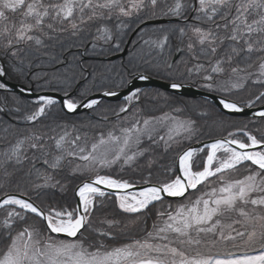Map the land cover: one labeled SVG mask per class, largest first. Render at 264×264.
I'll list each match as a JSON object with an SVG mask.
<instances>
[{
    "label": "snow or ice",
    "instance_id": "snow-or-ice-1",
    "mask_svg": "<svg viewBox=\"0 0 264 264\" xmlns=\"http://www.w3.org/2000/svg\"><path fill=\"white\" fill-rule=\"evenodd\" d=\"M10 74L34 99L0 79V264H264V0H0ZM154 77L181 95L137 86ZM185 88L221 134L202 139ZM68 180L73 202L50 203Z\"/></svg>",
    "mask_w": 264,
    "mask_h": 264
},
{
    "label": "trees",
    "instance_id": "trees-1",
    "mask_svg": "<svg viewBox=\"0 0 264 264\" xmlns=\"http://www.w3.org/2000/svg\"><path fill=\"white\" fill-rule=\"evenodd\" d=\"M172 23H174V22H172ZM169 25H170V23L164 24V26H169ZM151 26H154V25H151ZM129 35L131 37L132 33H130ZM100 45H103L102 41L100 42ZM99 52H100V46L97 47L95 52H93L91 50V47L89 46V51L85 55L86 67L88 65H91L97 69L107 68L108 70H111L113 68V66H119L123 61H127L130 58V55L133 52V46H132V44H130L129 52L124 59L123 58H117L113 61L105 60L103 58L111 57V56L116 55L118 53H112V54L108 55L107 57H104V56H99ZM89 70H91V69H89ZM31 71L33 73L43 74L46 72L51 73L54 71V69L50 65H48L47 62L41 61L37 66L33 67L31 69ZM85 75H87V73H85ZM8 77L13 79L16 82L24 84V81L14 78V74H10V75H8ZM154 79L162 80L159 77H154ZM162 81H164V80H162ZM145 89L149 90V91H160L161 93H165V94H173V93L165 92L163 90L156 89V88H145ZM11 94H15V93H11ZM4 95H6V93H4L2 90H0V97H2ZM15 95H17V94H15ZM21 98L28 101L29 103H31L33 100V99L24 98V97H21ZM182 99L189 101V102L199 101L201 103H204L205 101H207V105H206L204 111H206L209 114L208 118L201 119L199 121V123L201 125V130L205 133V136L202 137V139H208L209 136H216V135L221 134L222 130L215 126L214 119H213V117H215L217 115L219 109L211 101H209L207 99H203V98L193 99V98L182 97ZM104 102L112 104L113 106L116 103H118V102H112V101H107V100H105ZM163 107H164L163 105H160L157 108H149V111L147 114L159 115L160 110ZM0 119H4V117L0 116ZM72 119L77 120V121H79L81 119H86V113H82V114H78L76 116H73ZM234 119H235L236 123H243V122H246L248 118L235 117ZM174 158H175V153H173L171 156H168L167 157V163H169V164L173 163ZM128 176H129V178H131L133 180L139 181V177L133 176L132 173H128ZM57 179H60V177L57 176ZM78 183H79L78 180H76V181L68 180V181H66V189L64 191H61L59 188L53 189V192L55 193V195L52 196L50 203L67 205L68 203L73 202L72 198L74 195V187ZM151 223H152V220L149 219L148 220V226L149 227H150ZM129 231H130L129 237H122V238L117 239L116 241H106V243H110L111 246H113V247L118 246L120 243L125 242L127 239H130L131 236H136L138 238L139 235L141 234L140 228H138V227L137 228H131Z\"/></svg>",
    "mask_w": 264,
    "mask_h": 264
},
{
    "label": "water",
    "instance_id": "water-1",
    "mask_svg": "<svg viewBox=\"0 0 264 264\" xmlns=\"http://www.w3.org/2000/svg\"><path fill=\"white\" fill-rule=\"evenodd\" d=\"M168 22H170L168 19H158L156 21V24H166ZM128 46L129 45H127V48L121 54H118V55H116L114 57H111L109 59L113 60L115 58L125 57L126 54L128 53ZM0 79L5 81L6 83H8L9 86L12 88L13 92L19 94L22 97L34 99V96L33 97H29L27 94H23V93L20 92V89L22 87H24V85L12 82V81L8 80L6 77L0 78ZM137 86L144 87V88H146V87L158 88V89H162V90L167 91V92L174 93V90H172V89L167 87V82L156 80V79H153L150 82H140V81H138L137 82ZM125 92H126V90H125ZM123 94H124V92L121 93V98L120 99L107 98L106 100H109V101H121L122 97H123ZM174 94L181 95V94H178V93H174ZM182 96L183 97H187V98H205V99H208V100L212 101L219 108V105H218V103L216 101L212 100L209 96H207L206 94H203L201 91H198L195 88H185L183 90ZM83 112H87V110H84V109L79 110V114L83 113ZM237 117H245V116H237Z\"/></svg>",
    "mask_w": 264,
    "mask_h": 264
}]
</instances>
